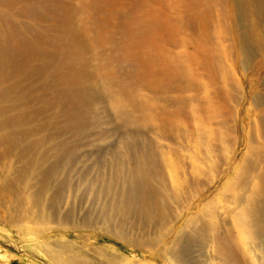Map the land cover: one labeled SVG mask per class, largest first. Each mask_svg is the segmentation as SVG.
<instances>
[{"label": "rangeland", "instance_id": "1", "mask_svg": "<svg viewBox=\"0 0 264 264\" xmlns=\"http://www.w3.org/2000/svg\"><path fill=\"white\" fill-rule=\"evenodd\" d=\"M92 1L0 0L1 63L67 9L90 98L76 130L49 99L54 122L19 135L0 96V264H264V236L208 225L264 177V0Z\"/></svg>", "mask_w": 264, "mask_h": 264}, {"label": "bare ground", "instance_id": "2", "mask_svg": "<svg viewBox=\"0 0 264 264\" xmlns=\"http://www.w3.org/2000/svg\"><path fill=\"white\" fill-rule=\"evenodd\" d=\"M93 1L91 3L94 4L95 1ZM105 1L107 3L110 1L111 3V0ZM113 1L115 2L116 0ZM106 2H104L103 6L107 4ZM52 3L54 4V2ZM40 4L41 3H39V6ZM115 5L117 6V2ZM43 6L45 5L43 4ZM106 6L107 5H105V7ZM92 7H94V10L96 9L95 5ZM109 7H106V10ZM36 9L37 8H35V10ZM35 10L34 12L36 13L37 10ZM44 10L43 13H41V17L38 18L41 27H36V30L34 31L35 36L28 38L25 41L20 40L22 43L16 45L13 51H9L10 53L7 51L9 54L6 53L7 55H5L6 61L1 63L0 60V82L3 84L2 88H0V96L10 100L3 110L4 112H8V110L16 111L14 115H11V117L5 121V124L18 125L17 133L19 135H27L29 133L30 127L28 129L25 126L27 123L35 124V122L40 121V118L42 117H50L51 119L53 114H51L52 107H48V104L52 106L48 101L49 99L54 106L61 109V113L60 111L58 112L60 115L58 117L56 116L57 121H64L66 123L64 127L59 125L60 128H58L57 126L56 128L59 130L55 129V132L58 131L62 133V129L76 130L83 120V108H85L90 101L89 95L85 92L86 65L84 66V62L82 63L81 61L82 56L79 52L80 48H77L80 44L78 46V40L72 34L73 32L71 33V30L68 29L67 22L64 20L65 17L63 18L59 15L63 14V16H65L67 14V9L63 5L57 3L50 7V11L49 9L46 10L48 12H46L45 15ZM106 10H102L105 15ZM103 12L100 14H103ZM240 14L242 20L246 21L244 27L245 31L243 32L242 37L244 38V41H248V29L250 27L247 24V12L242 10L240 11ZM108 17H110V15H108ZM105 18L102 17L100 19V24H102V26L105 25ZM108 19L109 18H107V23L110 22ZM100 21L98 20L97 24H99L98 22ZM112 24L114 25V23ZM107 26L109 25L107 24ZM99 27H101V25ZM13 45H11V47H13ZM75 48L77 51L74 50ZM2 58V60H4V56ZM47 90L49 91L46 92ZM38 128H40V126ZM262 175L261 171H255L248 175L247 179L243 180L242 178L240 180L239 184H237L238 186H236L239 192L236 196L234 195L235 197L231 201L232 204H234V207L232 208L229 206V208L225 205L223 209L218 210L216 207L213 212H211L210 218L212 220H210V224H208L210 225V231L214 230V232H217L218 230L216 227L218 226V223H225L229 218L230 220L233 219L236 221V228L237 226L246 227L247 230L257 238L264 236V177ZM136 197L137 196L134 192L133 194H130L129 192V195L127 193L125 198L131 202ZM119 199L121 201V198ZM201 206L202 205H200V207ZM143 208V213L147 215L148 208L144 206ZM233 220L232 222H234ZM207 222H209V220ZM192 225L193 228L191 231L184 233L181 238L186 239L187 237L190 238L189 240L191 242H193V239L199 242L203 239L204 232L207 230L206 225L202 224L200 220L193 222ZM185 239H183L182 243L183 248L186 251L188 250V247L190 249V245L185 242ZM261 242L263 241L261 240ZM179 243H181V241ZM225 258L229 259V256L225 255Z\"/></svg>", "mask_w": 264, "mask_h": 264}]
</instances>
